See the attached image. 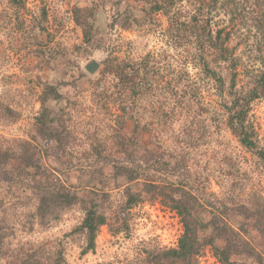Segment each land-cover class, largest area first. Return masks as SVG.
Listing matches in <instances>:
<instances>
[{
    "label": "trees",
    "instance_id": "trees-1",
    "mask_svg": "<svg viewBox=\"0 0 264 264\" xmlns=\"http://www.w3.org/2000/svg\"><path fill=\"white\" fill-rule=\"evenodd\" d=\"M25 7L24 0H7L0 31L21 34L16 51L31 50L37 70L55 60L61 79L39 78V108L25 137H0V264H66L70 244L81 256L95 252L104 226L113 238H131L136 208L155 201L178 213L182 233L172 247L141 241L127 264H200L208 250L218 264H264V145L253 114L264 98V0H77L70 16L82 37L71 46L55 39L59 30L49 29L44 8L27 27ZM104 10L111 27L160 29L167 44L185 49L184 64L168 53L160 63L113 49L98 75L88 77L79 58L106 44ZM236 36L260 69L244 64ZM83 79L93 103L117 107L108 130H80ZM210 84L215 97L207 101ZM5 111L12 115L0 101ZM224 130L252 157L250 168L231 150L207 157L208 147L227 146ZM69 220L71 228L53 241L12 240L16 231Z\"/></svg>",
    "mask_w": 264,
    "mask_h": 264
},
{
    "label": "rangeland",
    "instance_id": "rangeland-1",
    "mask_svg": "<svg viewBox=\"0 0 264 264\" xmlns=\"http://www.w3.org/2000/svg\"><path fill=\"white\" fill-rule=\"evenodd\" d=\"M26 7L20 12L21 19H25L26 26L32 23V18L39 15L41 9L48 12V27L53 32L59 30L55 39L71 46L73 43L81 41V30L75 26L71 20L70 9L77 0H24ZM85 1V0H83ZM87 1V0H86ZM132 2V0H127ZM87 3V2H86ZM7 6V0H0V11ZM9 12V11H8ZM109 11L104 10L99 14V23L101 27V37L105 41V45L99 49L92 51V54L86 59L80 57V69L84 71L88 77H96L103 66V60L108 56L109 51L114 50L115 55L130 56L140 58L146 54H150L156 61L163 63L169 58L175 61H182L184 64V56L186 51L182 47L167 44L163 34L158 29L156 32H143L138 30H124L120 22H116L114 26H110ZM14 15V14H13ZM61 21L63 26H60ZM161 22L165 24L164 19ZM12 28V27H11ZM11 28H4L0 31V101L4 103L12 111V115L5 111L0 112V137H25L27 130L32 122V116L39 108L37 94L42 89L39 85V78L43 82H51L58 84L61 77L57 72L56 61H51V66L42 70L35 67L36 59L31 50L17 52V47L21 44V34L12 33ZM239 36L234 37L233 43L240 44L237 53L243 56L244 64L249 70L260 69L261 65L250 56L249 48L245 47L244 41L239 40ZM39 40L47 44L50 41L45 34L39 36ZM122 42L121 44H119ZM13 45L14 50L10 49ZM43 46V45H40ZM173 47V48H171ZM35 49L39 48L37 45ZM96 59L101 63V67L94 74H90L85 70V65L90 59ZM39 60H43L41 56ZM191 73H195L194 69H189ZM81 83L84 85L82 96L79 101L84 109L82 118L79 119L80 130H87L93 124L100 127L101 130H108L110 125L115 124V115L117 107L110 104L108 107H98L92 102L89 82L83 79ZM69 91H66L68 93ZM16 93V95H15ZM204 95L208 101L214 99L215 93L212 85H208L204 90ZM254 121L259 132L261 143L264 145V98L256 101L253 109ZM131 131L132 125H127ZM224 136L227 146L219 148L218 145L208 147L205 153L209 155L220 154V151H233L238 156L245 157V168H250L252 157L247 154L232 134L224 130ZM203 160V159H202ZM169 180V177H165ZM211 189L219 191V187L214 181L211 183ZM116 192L114 197L118 198ZM138 217L134 223V233L131 238H125L120 235L113 238L106 226L101 228L97 239V247L95 252L81 256L80 248L75 244H70L66 252V264H127L136 255V244L148 238H157L160 246L172 247L177 244L178 238L183 230V225L178 213L160 203V201L147 202L136 208ZM74 220L60 223L48 229H37L34 232L26 233L25 231H16L12 240L16 243L28 240L34 241H53L55 238L61 237L68 231ZM200 264H218L216 259L208 250L200 259Z\"/></svg>",
    "mask_w": 264,
    "mask_h": 264
},
{
    "label": "water",
    "instance_id": "water-1",
    "mask_svg": "<svg viewBox=\"0 0 264 264\" xmlns=\"http://www.w3.org/2000/svg\"><path fill=\"white\" fill-rule=\"evenodd\" d=\"M100 67H101V63L96 59L92 58L86 63L85 70L90 74L94 75L99 70Z\"/></svg>",
    "mask_w": 264,
    "mask_h": 264
}]
</instances>
